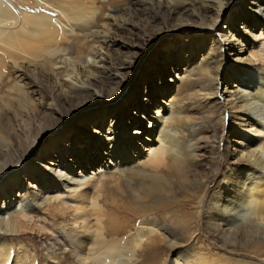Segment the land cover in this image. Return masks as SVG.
<instances>
[{
    "label": "rangeland",
    "instance_id": "374dc122",
    "mask_svg": "<svg viewBox=\"0 0 264 264\" xmlns=\"http://www.w3.org/2000/svg\"><path fill=\"white\" fill-rule=\"evenodd\" d=\"M217 1L220 3L209 7V12H211L209 14L218 15L220 4L230 3V10L223 12L213 28L208 26L209 29L199 31L196 30L197 26L204 25V23L209 24V22L205 21L198 6L192 0H0V8L4 10L10 8L11 14H13L11 15L12 19L17 20L16 26L13 25L11 29L7 28V30L18 29L23 18L29 20L23 23L28 27L36 24L31 18L41 19V23L50 29H64L63 36L66 38L61 45L59 42L58 44L53 43V46L43 56L30 57L31 62L13 60L8 56L9 48L6 50L5 46L0 45V57L5 58V64L1 66L3 74L0 77V148L4 149L13 144L19 147V150L26 152L34 143L35 138L42 137L44 131L53 130V127L60 123L61 119L59 120L50 111L49 113L44 111L43 102L51 101L48 94L52 93V96L57 97L59 99L57 103L61 102L65 112H70L72 108L71 103L66 102L67 87L64 82L71 86L84 87L85 84L79 82L82 73L93 70L92 66L99 59L107 60L108 64L105 66H110L123 78L118 79L119 88L123 90V93L112 104V113L103 119L99 111L89 116V118H93L91 128L101 132L103 136L101 141L107 140L112 146L111 151L116 154L115 157H108L112 164L106 161L103 164L91 166L86 172L84 171L83 175L78 174L79 172L76 171L80 170L76 169L75 173L70 174L74 180L69 181L68 185H64L59 176L53 175L54 182L51 181L50 184L52 189L47 191L46 200L40 201L41 205L34 206L32 202H29V208H23L22 204L18 203L11 208L10 212L0 213V216H3V220H0V240L11 245L12 255H15L20 247H25L28 259L30 261L35 259L37 264L47 257H59V260L63 259L62 264H64V260L65 264H81L79 261L82 258L78 256L77 250L65 235V231H72L79 226V223L73 219V214L77 212L83 199L76 197L77 195L74 196V194L88 195V209L97 198L108 213H111L105 203H111L114 199H128L123 191L124 187L129 188L131 185L129 173L132 169H146L145 166L142 167L143 161L147 162L151 150L160 145L157 140L163 127L158 128L157 132H155L156 130L151 131L150 128V122L154 123L157 119H151L146 125L144 122L141 123L142 121L138 118L140 114H145L143 109L148 97L151 99V96L146 95L149 83L145 73L153 69L154 61L158 62L162 72L157 69L153 70V82L171 78L169 75L174 73L168 75L165 73L166 70L172 71L174 67H177L173 65L176 63L174 61H181L180 71H176V74L182 75V79L180 78L178 84L175 83L178 86L172 85L171 89H174L169 98V102L171 99L173 100V108L170 109L171 112L169 111L167 119L160 118L164 129L171 136L169 143H164L176 149L175 151L182 153L183 149H187L193 160H203L209 156L215 144L220 147L218 149L222 152L226 151L228 145L232 147L230 143L233 139L229 140V133L236 130V124L238 120H241L240 115L235 113L236 109L237 112L239 110L249 113V117L254 119L253 121H257L261 127L264 126V100H250L235 104L233 96H231L233 86L238 84V87L245 91L255 92L259 88L264 89V29H258L257 37L252 38L249 45L235 44L233 36L228 38L234 30V28L231 29V20L238 17L234 21L236 25L240 23L241 19L244 22L242 26L248 28V31L254 27L255 20L251 18L245 20L246 17H242L243 13L238 15L234 12V10L240 12L244 10L242 0ZM170 2L177 5L176 13L171 12L173 7L170 9ZM177 18L187 20L188 25L177 30L175 25ZM160 36H165L162 42H154V39L156 40ZM235 36L238 37V35ZM168 44L171 45L166 47ZM170 50H175L174 57H177L173 63L166 65L163 61L160 62L155 58L165 51H169V54ZM148 52L151 55H147ZM168 54H163V57ZM232 64L240 67L234 74L238 81L237 78L228 76ZM232 72L234 73V70ZM163 73L167 76H163ZM42 74H45L46 78ZM42 78H45V81ZM129 80H133V82L126 85L125 82ZM163 84V80H159V83L154 82V90L157 89L161 92ZM167 86H169L168 83ZM93 89L96 95L93 92L92 96L96 99L99 96V90L97 87H93ZM160 94L159 99L162 101L165 93L161 92ZM82 96L87 95L83 93ZM101 100L99 98V101ZM169 102L164 105L169 107ZM101 103L103 102L101 101ZM160 105L161 102H157L153 109L157 111ZM76 106L78 103H75L74 107ZM139 107H141V113ZM136 108L139 114L137 113V117L129 121L130 110L135 111ZM122 109H124L123 112ZM162 111L163 108L160 109V112ZM174 115L175 118H173ZM88 120L90 119L79 116L74 123L72 121V124L63 125L61 130L52 131L49 140L55 141L59 136H63L64 138L58 140V143L65 145L71 151H82L80 149L86 147L84 141L87 135L86 133L77 135L79 132L71 125L76 124V127H80ZM100 122H103V125L96 128ZM128 122L131 124L124 129V125ZM232 124L235 125L231 128ZM251 131L247 133L244 132V129L239 131L237 139L242 140V144L237 146V150L239 153L242 152L245 158L250 157L253 160L256 155H252L251 151L255 148L259 151L258 156L264 157V133ZM252 142L255 143L254 146L251 145ZM97 151L101 152L97 149L93 151V154L89 150L84 153L94 156L98 153ZM28 153H31V149ZM120 154L125 158L117 164L121 160H118ZM229 163V160L223 159L220 169L215 175L211 174L212 169L210 171L204 166V161L200 168L193 170L187 168V176L189 175L188 177L194 184L201 188L209 186L205 196V205L208 204L207 210L212 208L211 201L215 196V188L208 185V181L212 180V184H214L225 179L226 173L233 166ZM63 165L66 163L64 162ZM259 171L260 173L253 177V174L250 175L247 182L250 187L252 184H256L258 190L263 192L264 171L260 169ZM247 186H242V190ZM132 187H136V183H133ZM244 191L246 192V190ZM197 195H199L198 199L201 198L199 193ZM257 195L259 198H264L263 194L257 193ZM238 203L240 206L241 201ZM197 205L199 206V204ZM197 205L186 207L188 212L190 209L192 211L189 219L192 220L193 230L185 235L178 234L177 236L174 231L165 233L163 229H167L169 221L163 220L156 214L137 218L128 233L124 236L119 235V239H121L119 246L134 240L136 243L140 242L136 246V253L129 252L131 256L127 258L128 264H158V262H147V254L143 249L148 237H139L138 235L139 230L150 222L156 232L163 233V237L166 236V240L172 242L180 239L182 241L179 245L171 246L164 255L163 264H264V249L255 252L259 249L256 246L264 242L263 217L252 213L255 225L254 238H245L236 231L238 223L243 221L241 219L243 215H239L235 211V207H231L230 220L234 221L235 219V230L228 235L229 237L224 234V238H222L218 234H214L213 230H209L207 226L209 221L206 217L203 219L201 217L205 209ZM254 206L253 210L256 209V205ZM162 209V211L166 210L164 207ZM161 210L157 212L159 215H161ZM50 212L61 215V218L58 220L46 219ZM17 214L20 217L28 215L26 217L32 221V225L22 228V230L26 229L23 230L26 232L23 237L26 238L17 236L13 232V227L7 222L8 218ZM197 216L199 217L198 221ZM94 218L97 216H90L88 220H94ZM244 221H246L245 224L251 225L248 222L252 221L248 217ZM212 223L214 226L216 221L213 220ZM225 237H228V240ZM21 238L25 240L22 241ZM243 245L245 246L243 247ZM107 255L110 254L107 253ZM119 258L125 260L126 255H121ZM107 262L115 264V260L112 262L109 258H107Z\"/></svg>",
    "mask_w": 264,
    "mask_h": 264
},
{
    "label": "bare ground",
    "instance_id": "6f19581e",
    "mask_svg": "<svg viewBox=\"0 0 264 264\" xmlns=\"http://www.w3.org/2000/svg\"><path fill=\"white\" fill-rule=\"evenodd\" d=\"M192 2L198 6V9L202 13L201 15L204 17L205 21L209 22V24L204 23V25L197 26L196 30L199 31L207 30L208 26L213 28L223 12L230 10L229 8L231 7L230 3H226L227 6H225L226 4H220L218 15H214L213 13L209 14L211 13L209 12V7L211 8L215 4L220 3L219 1L192 0ZM242 4L244 5V10H241L242 12L234 10V12L238 15L243 13L242 17H246L245 20L250 18L255 20L254 27L248 31V28L242 26L244 22L241 21V19L240 23L236 25L234 22L238 18L236 17L235 19L231 20V29L234 28V30L228 38L233 36V42L235 44L246 46L249 45V42L252 38L257 37L258 34H256V32L258 29H264V4L260 3V0H242ZM170 5V9L173 7L171 12L176 13L175 7L177 5L174 3H171ZM11 13L12 11L10 8L7 10L0 8V29L3 28L0 30V45L5 46L6 50L9 48L8 56L13 60H24L31 62L30 57L39 58L43 56L47 53L48 49L53 46V43L58 44L59 42L61 45L65 42L66 38L63 36L64 29H50L47 25L44 26L43 23H41V19L31 18V20L36 23L35 25L31 26V28L23 24L25 21H29L28 19L23 18L21 26L18 29L7 30V28L11 29L13 25L16 26L17 24V20L12 19L11 15L13 14ZM177 19V23L175 24L177 26V30L178 28H185L188 25L187 20L183 18L182 20H179V18ZM235 35H238V37ZM164 38L165 36H160L156 40L154 39V42H162ZM170 45L171 44H168L166 47ZM170 51L171 52L169 54V51L162 52L160 53V56L162 55L161 57L155 56V58H157L160 62L163 61V63L166 65L171 64L177 57H174L175 50ZM165 53L168 55L163 57V54ZM147 55H151V53L148 52ZM174 62L176 63L173 65L177 67H174L172 71L170 70L168 72L166 70L165 72L168 75L170 73H174L169 75L171 78L159 79L160 81L163 80L164 82L161 92H164L165 96L162 101L159 99L161 92H159L157 89L154 90V82L159 83V80H155L153 82V70L157 69L158 71L162 72L161 68H159L158 62L154 61L153 69H151L150 72L146 71L145 73V76H148L147 81L149 83L148 92H146V95L151 96V99L148 97V100L144 105V109L142 108L145 114H140L138 118L142 121L141 123L144 122L146 125L151 119L156 118V122H150L151 131L156 130L155 132H157V129L160 127H163V129H161L160 137L157 140L160 145L156 148H153L148 161H143L142 163V167L145 166L146 169H132V171L129 173V176H131V185L129 188L124 187L125 190L123 191L125 197H128V199H114L111 203H105V206L111 211V213H108L107 209L102 206V204H100L97 198L96 200L94 199L95 201L88 209V195L74 194V196L77 195L76 197L83 199L82 204L77 208V212L73 214V219L79 223V226L78 228L72 229V231H65V235L73 247L77 250L78 256L82 258V260L79 261L81 264H108L107 258H109V260L111 259L112 262L115 260V264H128L129 261L127 258L131 256L129 252H137L136 246L140 242L136 243V240H134L131 243L128 242L126 245L119 246L121 245L119 244L121 240L119 239V235L124 236V234L128 233L132 229L131 227L135 224V220L140 217L142 218L156 214L163 220L167 219L169 221L167 223V229H163L165 230V233L174 231L177 236L178 234L185 235L191 233L190 231L193 230L191 224L192 220L191 218L189 219V216L192 215L190 212L192 211L190 209V212H188L186 207H194L199 204V206H202V209H205L201 217L202 219L203 217H206V219L209 221L207 225L209 230H213L214 234H218L220 237L224 238V234L228 236L235 230L234 223H236V221L235 219L234 221L233 219L230 220V216H232L230 208L235 207V211L239 215H243V218H241L243 221L241 223L237 222L238 226H236V231H238L242 237H251L252 239L254 238L255 229V225L252 220L254 216L252 213L264 218V198H259L257 195V193L264 195V187L262 192L258 190L256 184L251 183L252 186L250 187L249 183L247 182V180L250 179V175L253 174V177L260 173L259 169L264 171V157L261 155L258 156L259 151H257L255 147V150L252 151L248 149L252 152V155H256V158L253 160H251L250 157H248V159L245 158L243 153H239V150H237V146L242 144V140L237 139V135H239V131H241V129L242 131L244 129V132L246 133L250 132L251 130L264 133V126H262V128L257 121H253L254 119L249 117V113H244L239 110L237 112L236 109L235 113L240 115L241 120H238V123L236 124L237 127H235L236 130L229 133V140L233 139L231 143L229 142L232 147H229L228 145L226 151L222 152L218 149L219 146H217V144H213L214 146H211L212 150L209 156L203 160H193L187 149H183L182 153H179L175 151L176 149L172 148L170 145L167 146V144L164 143H169V138H171V136L169 132L164 129L162 119L160 118H168L167 115H169L171 112L170 109L173 108V100L171 99V102H169V98L172 96V90L174 89H171V87L172 85L174 86L182 76H180V74H176V71H180L179 67L181 61L176 60ZM3 64H5V58L0 57V77L3 74L1 71V66ZM107 64V60L103 58L99 59L96 61V64L92 66L93 70L82 73L79 82L85 84L84 87H78L77 85L75 87L64 82V85L67 87L65 91V97H67L66 102L71 103L72 109L70 108V112H65V110L62 108L63 104H61V102L57 103L59 102L57 97L56 99L54 96H52V93L48 94L51 101L48 102L45 100L42 107H44V111L46 113H49L50 111L56 115L59 120L61 119L60 123L53 127L54 129L51 131H44L42 137L38 139L35 138L34 143L31 144L30 148H28L26 152L19 150V147H16L13 144L12 146L4 149L0 148V213L4 212L3 214H5L7 211L10 212V210H12L11 208L18 203H21L23 208H29V202H32L34 206L41 205L40 201L44 202L46 200L47 191L52 189L50 184L51 181L54 182L53 175L59 176L63 184L68 185L69 181L74 180L73 176L70 174L75 173L76 169L80 170L76 171L79 172L78 174L83 175L84 171L86 172V170L91 166L103 164L106 161H109L112 164V161H110L108 157H115L116 154L111 151L112 146L106 139L104 142L101 141L103 138L101 132H99L98 129L95 130L91 128V122L93 118H89V116L98 111L102 119L109 116L110 113H112V104L123 93V90L119 88L120 84L118 82V79L123 78L120 77V74L117 71H113L110 66L106 67ZM138 67H136V70H138ZM230 67L231 68L229 69L228 76H232L236 79L237 76H234V74L235 71L238 72L240 67L236 66V64H232ZM232 70H234V73ZM165 73H163V76H167ZM45 76L46 75L44 74L43 77ZM45 78H42L43 81H45ZM132 82L133 80H129L125 83L126 85H130ZM167 83L169 86H167ZM177 84L175 86H178ZM238 86L239 84L237 86H233L234 89L231 93L235 104H240L244 101L250 100H264V89L259 88L255 92H251L245 91ZM93 87H97L99 90V96H97L96 99L92 96L93 92L96 95ZM80 93H85L87 96L83 97ZM63 94H61L62 97H64ZM99 98L102 99L101 101L103 103L99 101ZM157 102H161V105L158 107V110L155 111L153 108L157 105ZM168 102L169 107L164 105L168 104ZM75 103H78V106L74 107ZM139 108L141 113V107ZM161 108H163L162 112H160ZM123 111L124 109H122V112ZM137 113V108L135 111L130 110L131 118H129V121L137 117ZM79 116L90 119L88 122H84L85 124H82L80 127H76V124L71 125L75 130L77 129L76 131L79 132L77 135L86 133L87 136L86 140L84 141L86 147L84 149H80L82 151L72 150L73 153L71 154V150L67 149L65 145L57 142L58 140H62L64 138L63 136H59L55 141H52L51 139L49 140V136L51 135L52 131L61 130L63 125L65 126L66 124H72V121L74 123L75 120L79 118ZM173 118H175V115ZM129 124H131V122H128V124L126 123V125H124V129L127 128ZM102 125L103 122H100L96 128H100ZM234 125L235 124H232L230 127L232 128ZM253 127L254 129H252ZM148 141L150 142V140ZM251 145L254 146L255 143L252 142ZM30 149L31 153H28ZM97 149H99L101 152L97 151L98 153H96L94 156L91 155L93 154V151ZM88 150L91 151L90 156L84 153ZM41 151L43 152L42 154ZM256 151L257 153H255ZM118 156V160H121H117V164L122 162L125 158V156H122L121 154ZM225 158L226 160L230 161L229 165L231 164L233 166L226 173L225 179L217 181V183L214 184H212V180L208 181V185L215 188V196L211 201L212 208L207 210L206 207H208V204L205 205V196L209 186L207 188H201L194 184L188 177L189 175L187 176V168H191L192 170L194 168H200L204 161V166L210 171L213 170L211 174L215 175L218 173L222 160ZM245 161L248 163L246 164ZM254 161L255 163H253ZM64 162L66 165H63ZM117 164H115V166H117ZM133 183H136V187H132ZM244 185H248L246 188L244 187V190H246L247 193L242 190V186ZM54 187L55 186L53 183V188ZM116 191L119 190L116 189ZM236 192L239 193L237 194ZM197 193H199L201 196V198H199L200 200L198 199L199 195H197ZM239 201H241L240 206L238 205ZM254 205H256L255 210L252 209ZM163 207L166 208L165 211H162ZM159 210H161V215L157 213ZM20 211L23 210L20 209ZM94 215H96L97 218H94V220H88L90 216ZM26 216L28 215H22L20 217V215L17 214L11 216L7 220L8 224L13 227V232L22 238H26L23 237L26 234V232L23 230L26 229L22 230V228L32 225L31 219H28ZM2 217L0 216L1 221L3 220ZM247 217L248 219H251L252 222H248L251 223V225L245 224L246 221H244V219ZM59 218H61V215L53 212L48 213L46 216V219L51 220H58ZM198 219L199 217L197 218V221ZM213 220L216 221L214 226L212 223ZM162 234L163 233H158L153 229L152 222L146 223V226L142 227L138 232L139 237H148L146 246L143 249L147 254L148 263L158 262V264H163L164 255L168 250H170L171 246L179 245L180 242H182L180 239L178 241H168L166 240V236L164 235L163 237ZM24 240L25 239H22V241ZM259 244L260 245L256 246L259 247V249L255 252L263 251L264 242ZM244 246L245 245H243V247ZM10 249V244L0 240V264H37L35 263V259H32L31 261L28 259V252H25V247H20L15 255L11 254ZM107 253L110 255H107ZM263 254L261 253V255ZM121 255H126V259H120L119 256ZM58 258L47 257V261L44 259L39 264H62L63 259L59 260L60 258Z\"/></svg>",
    "mask_w": 264,
    "mask_h": 264
},
{
    "label": "snow or ice",
    "instance_id": "6c2138e0",
    "mask_svg": "<svg viewBox=\"0 0 264 264\" xmlns=\"http://www.w3.org/2000/svg\"><path fill=\"white\" fill-rule=\"evenodd\" d=\"M260 3L264 4V0H260Z\"/></svg>",
    "mask_w": 264,
    "mask_h": 264
}]
</instances>
